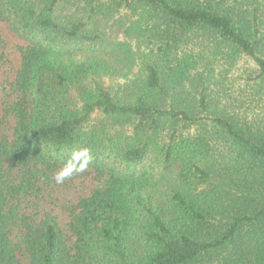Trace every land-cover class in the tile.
Returning a JSON list of instances; mask_svg holds the SVG:
<instances>
[{"label":"trees","instance_id":"1","mask_svg":"<svg viewBox=\"0 0 264 264\" xmlns=\"http://www.w3.org/2000/svg\"><path fill=\"white\" fill-rule=\"evenodd\" d=\"M109 1L146 8L145 31L166 45L193 31L213 33L250 58L264 84V22L257 7L228 9L214 0ZM81 2L88 4L85 18L79 16ZM104 5L0 0V19L27 42L9 108L16 119L12 140L2 134L0 118V264H20L18 250L31 264H264V131L233 114L209 112L203 93L195 107L177 101L182 98L175 89L183 87L188 67L170 65L169 54L146 61L139 85L128 84L121 94L89 85L92 75L127 79L135 61L129 45L87 28L90 13L109 9ZM95 110L103 119L132 120L135 135L112 146L116 166L108 184L79 200L71 246L50 220L26 227L22 245L14 243V200L34 186L42 171L38 163L49 167L75 148L112 151L95 144V135L114 143L109 133L85 130ZM200 121L219 129L230 154L213 136L185 132L187 124ZM154 138L164 141L161 164L170 175L162 173L158 181L143 166ZM15 169L23 174L18 185ZM216 176L220 185L203 187Z\"/></svg>","mask_w":264,"mask_h":264},{"label":"rangeland","instance_id":"2","mask_svg":"<svg viewBox=\"0 0 264 264\" xmlns=\"http://www.w3.org/2000/svg\"><path fill=\"white\" fill-rule=\"evenodd\" d=\"M214 1L228 9L243 7L249 10L250 6H255L259 9L264 22V0H236V3L234 0ZM101 2L109 6V9H97L90 13V18L86 19L87 28L108 41L129 45L135 61L127 79L110 74L92 75L88 81L89 85L94 81L113 94H121L124 89L126 90V85L133 84L135 87L139 85V81L145 75L146 61H158L169 54L170 65L184 62L188 67V76L183 80V87L175 89V97L182 98L177 101L195 107L200 93H203L209 112L233 114L244 121L252 122L255 127L258 125L264 131V84L256 79V66L250 58L229 48L213 33L203 31L181 35L174 45H166L159 37L149 35L145 31L143 17L147 12L146 8L142 9L136 5L131 7L109 0ZM239 3L243 5L240 6ZM80 4L84 10H80L79 16L85 18L88 4L86 2ZM26 46L27 42L12 31L8 22L0 19V118L2 134L8 140H12L15 133L16 119L9 113V108L17 98L14 81L21 66V51ZM102 117V114L95 110L85 130L92 132L97 130L96 134L109 133L114 143L95 135L97 138L95 144H104L112 151L95 153L89 151L92 160L88 169L83 173L73 174L62 184H57L53 177L70 158L72 152L77 150L76 148L65 154L66 157H59L58 163L53 162L49 167L38 163L42 171L36 172L38 179L33 180L34 186L23 193L20 192L14 200L15 219L12 233L14 243L22 245L23 234L27 232L26 227L41 228L43 222L50 220L62 234L65 243L71 246L73 238L70 224L77 214L76 206L79 200L108 184L111 169L116 166L112 146L125 142L126 138L135 135L132 120ZM186 127H188L184 129L186 133L202 134L208 138L213 136V142L222 147L224 154H230L229 141L208 121L187 124ZM164 136L165 132H162L160 138L165 141ZM164 141L154 138V142L149 144V154L143 163L144 169L152 173L156 181L160 179L162 173L168 175L161 164L160 152ZM220 172L226 173L223 170ZM14 173L13 181L18 185L22 182L23 174L17 169ZM216 178L209 179L207 186L203 187L220 185L217 181L218 176ZM17 255L20 264H31L22 250H18Z\"/></svg>","mask_w":264,"mask_h":264},{"label":"clouds","instance_id":"3","mask_svg":"<svg viewBox=\"0 0 264 264\" xmlns=\"http://www.w3.org/2000/svg\"><path fill=\"white\" fill-rule=\"evenodd\" d=\"M92 157L88 148H80L73 151L70 158L64 163L63 167L54 175V180L57 184H62L66 179L73 174L85 172Z\"/></svg>","mask_w":264,"mask_h":264}]
</instances>
